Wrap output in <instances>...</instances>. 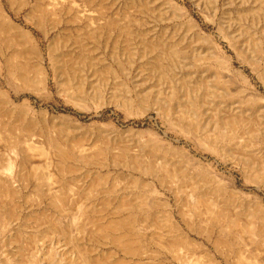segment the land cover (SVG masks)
Here are the masks:
<instances>
[{
  "label": "rangeland",
  "instance_id": "1",
  "mask_svg": "<svg viewBox=\"0 0 264 264\" xmlns=\"http://www.w3.org/2000/svg\"><path fill=\"white\" fill-rule=\"evenodd\" d=\"M0 8L30 32L47 67L51 46L57 69L43 89L27 44L0 32V89L11 102L0 110V264H202L187 246H160L174 239L169 213L221 264L254 248L264 261V240L234 237L236 228L222 235L217 207L187 198L203 178L211 200L217 190L231 196L230 213H245L254 197L264 204V172L250 170L217 124L248 104L234 71L264 95L240 56L264 58V0H0ZM50 136L69 153L64 162L30 149ZM164 164L176 173L164 187L141 169ZM128 220L146 229L116 227Z\"/></svg>",
  "mask_w": 264,
  "mask_h": 264
},
{
  "label": "bare ground",
  "instance_id": "2",
  "mask_svg": "<svg viewBox=\"0 0 264 264\" xmlns=\"http://www.w3.org/2000/svg\"><path fill=\"white\" fill-rule=\"evenodd\" d=\"M0 32L4 35V41L13 42L14 40L15 41L17 40L18 43L27 44V46L29 47V50H28L29 54H31L35 58V63L33 65V68L37 76V80H38L37 83L41 85L43 89H46L49 70L53 74L57 72L56 64L53 61V57H51V49H52L51 46L48 48L49 52H48V67H47L44 63L45 58L43 57V54L41 53L39 46L36 43V40L31 36L30 32L25 31L18 24L14 23L11 17L7 13H5L1 8H0ZM260 52L263 53L264 50L260 49ZM248 55L249 54L241 55V52H240V56L244 58V60L249 62V64L252 67V70L257 73L259 80L264 85V63H263L264 58L262 57V54H258L255 57H251L249 55L250 58H248ZM15 58H24V57L20 54H17L15 55ZM25 58H27V55H25ZM8 64L10 68L13 67L11 64V60L9 59L7 60V65ZM24 66L21 67L22 70L25 69ZM234 72H235V75L238 81H240L241 83L245 85V88L242 90L245 93H247L248 104L244 107L235 106L230 117L226 118L224 116H220L217 124L220 125V128L225 130V134L227 135L228 139L230 138L232 140V143L236 145L235 147L238 148L239 150L244 151V153H241V154H244L250 166V170H252L257 176H261L262 172H264V152L259 147L261 145H264V95L251 84V82L248 80L247 76L243 74V72H240V71H234ZM24 103L25 102H23V104ZM10 105H11V102H10V97L8 93L0 89V110L6 111V108L9 107ZM23 120L25 121V119ZM31 126H32L31 124L27 123L25 126V130H30ZM20 136L23 137V134H21ZM52 138L53 137H51L50 139L48 138L44 139L45 147L42 146L39 148L38 146H30V149L33 151H35L36 149H39L38 153L40 155H46V156L52 157L53 159L57 160V163L64 162L65 159L69 157V153L61 148V144L58 142L57 139L55 138L52 139ZM14 139H13V142H14ZM42 145H43V142H42ZM17 163H18L17 157L14 160H10L7 164L6 170L8 172H12L14 168H16ZM141 169L144 171L145 174L147 172H152L155 175L153 177L158 178L157 180L161 187H164L165 177L172 179V177L176 174L175 171L170 166L165 165V164L159 168H155L152 170H150L151 168H141ZM193 180L194 182L192 183V190L190 191V193L187 194L188 200L192 203V207L194 206L208 207L210 205L217 207L218 210L214 212L215 215H214L213 220L215 224L218 223L217 225L222 235L224 233H227V230L229 229L233 230L234 228H236L238 230L236 231V233L232 234L230 232L234 237L236 236L237 238H239V237H243L242 235L246 234L248 236H256V237L258 236L262 239V241L264 240V204L261 202L260 198L254 197L253 200H251V203L247 206L245 213L235 212L233 214V213H230V209H229L230 208L229 198L231 196L227 199L225 198L226 197L225 191L217 190L215 191L216 200L213 201L210 199V197H208L207 192H205L206 187L203 184L206 183V181H203V178H200L199 180L198 179L197 180L193 179ZM150 189L155 194H160V195L162 194L155 184H150ZM226 191L228 193V190ZM5 192L6 191L2 193H5ZM244 196L248 198V195H244ZM166 205L169 206L168 204H165V206ZM182 213L183 212H180L179 214L185 220V217H184L185 214L183 213L184 214L183 215ZM243 214L246 215L247 220H245L244 222H241L240 219L242 218ZM168 219H169L168 220L169 226H171L170 228L174 233V236H173L174 239L172 241H169V243H166V244L161 243L162 245L160 244V246L164 247L168 251H170L172 248H176L179 246H187L198 254V256L196 257L197 262L199 261L202 264H221L215 259L214 254L203 243L198 242L194 239H191L188 235H186L183 232V229L180 227L179 223L177 221H173V216L171 213H169ZM144 224L141 223V221L135 222L133 220H128L126 222L116 225V227L119 228L124 225L123 227H126L127 229H131V228L133 229L136 227L138 230H141V229H146V224L145 225ZM240 230L244 232L240 233ZM210 235L211 233L206 234L207 236L206 239L208 241H210L211 239ZM117 240H118V243L123 246L122 249L124 250L125 254H134V252L131 251L133 249L127 248V242H123L121 238H118ZM213 244H214V247L217 248V246L219 247L221 243L219 240H216ZM261 252H263L262 249L254 248L253 252H251L252 254L250 256L248 255L247 258L240 255L238 257V264H242L243 262H249V264H264V261L260 260L261 258L260 259L257 258V255L260 254ZM82 264H93V262L89 259H85ZM115 264H128V263L125 261V259L124 260L122 259V260H116Z\"/></svg>",
  "mask_w": 264,
  "mask_h": 264
}]
</instances>
